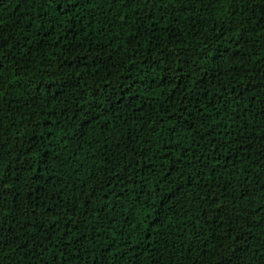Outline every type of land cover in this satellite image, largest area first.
I'll return each instance as SVG.
<instances>
[{
  "label": "trees",
  "instance_id": "obj_1",
  "mask_svg": "<svg viewBox=\"0 0 264 264\" xmlns=\"http://www.w3.org/2000/svg\"><path fill=\"white\" fill-rule=\"evenodd\" d=\"M165 3L0 0V264H264V7Z\"/></svg>",
  "mask_w": 264,
  "mask_h": 264
},
{
  "label": "snow or ice",
  "instance_id": "obj_2",
  "mask_svg": "<svg viewBox=\"0 0 264 264\" xmlns=\"http://www.w3.org/2000/svg\"><path fill=\"white\" fill-rule=\"evenodd\" d=\"M146 2H151V0H146ZM157 2L162 7H167L168 6V4L165 3V0H157ZM201 2H204V0H201ZM212 2H214V0H207V5H210ZM250 2L259 3V4H261L262 7H264V0H250ZM2 46L3 45H0V47H2ZM2 68H3V64H0V69H2ZM146 220L149 221V222L152 220V215L150 213L146 214ZM0 231H2V226H0ZM3 247H4L3 239H2V237H0V250H2Z\"/></svg>",
  "mask_w": 264,
  "mask_h": 264
}]
</instances>
